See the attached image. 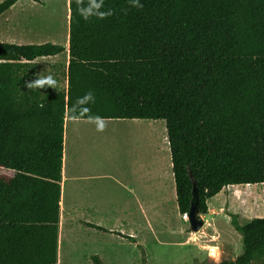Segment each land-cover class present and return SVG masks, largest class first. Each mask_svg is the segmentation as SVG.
I'll use <instances>...</instances> for the list:
<instances>
[{
    "label": "trees",
    "instance_id": "16d2710c",
    "mask_svg": "<svg viewBox=\"0 0 264 264\" xmlns=\"http://www.w3.org/2000/svg\"><path fill=\"white\" fill-rule=\"evenodd\" d=\"M139 2L68 0L65 88L32 86L63 45L0 42V264L57 262L65 117L163 120L180 214L191 177L201 214L229 185L264 203V0ZM228 216L242 252L214 264H264V216Z\"/></svg>",
    "mask_w": 264,
    "mask_h": 264
},
{
    "label": "rangeland",
    "instance_id": "374dc122",
    "mask_svg": "<svg viewBox=\"0 0 264 264\" xmlns=\"http://www.w3.org/2000/svg\"><path fill=\"white\" fill-rule=\"evenodd\" d=\"M3 0H0V2ZM68 0H19L12 7L0 15V41L16 44H40L53 42L67 48L68 39ZM7 27V28H6ZM9 31V33H5ZM66 53V51H65ZM56 55L51 60H38V67L44 74H51L53 70L59 72L64 65L66 54ZM51 65L53 67H51ZM61 77V76H59ZM64 79L59 78V88L64 87ZM127 119L118 121L103 120V130L98 131L97 127L85 131L97 142V157H101L104 166L117 167L124 170V175L129 176L137 173V169L149 166L151 184L170 177V159L168 142L163 120H140L144 127H136L132 124L127 125ZM88 130V129H87ZM84 132V131H83ZM167 149V151H166ZM169 163V172H168ZM132 169V170H131ZM133 171V172H132ZM146 175V173H145ZM172 181V178H171ZM244 192L239 187H244ZM223 193L214 196L209 205L222 203L221 214L229 213L228 208L232 209L237 215L239 224L244 225L251 219L264 216V203L261 184H243L240 186L229 185L223 189ZM228 195V196H226ZM167 200V199H166ZM155 214L152 216V233L146 239L145 251L148 253L147 264H214L201 252L200 260L197 262L192 257L194 246L183 245L185 235L178 229L184 226L185 231L189 232V225L183 222L177 211L175 197H169L164 203L154 202ZM209 221L205 234L195 233V239L202 244L217 246L224 250L231 248L232 253L226 257L230 259L235 254L242 251L241 236L229 223L222 217L206 215ZM213 220V221H212ZM215 220V221H214ZM214 223L219 229L214 232V242L212 239V229ZM77 231V230H76ZM199 235V236H198ZM110 246H106L103 254L109 255L111 260L108 264H141L136 260V254L128 247L115 241H110ZM237 246V249H236ZM218 249L210 248L213 259L218 256ZM233 250H236L233 251ZM72 260L61 258L59 264H90L80 254L78 245L70 247L67 242V254H71ZM208 253V249L207 252ZM115 256L125 257L123 262H114ZM205 258V259H204ZM137 262V263H136ZM262 264V263H252Z\"/></svg>",
    "mask_w": 264,
    "mask_h": 264
},
{
    "label": "crops",
    "instance_id": "0c3cea01",
    "mask_svg": "<svg viewBox=\"0 0 264 264\" xmlns=\"http://www.w3.org/2000/svg\"><path fill=\"white\" fill-rule=\"evenodd\" d=\"M5 33H9V31ZM64 49L63 53L66 51V59L63 67H61L58 73L53 70L51 74H44L39 67H36L38 76L46 77L51 75L56 81L55 85H57L58 88L59 78L64 79L65 85L63 88L66 87V79L63 72L65 74L68 56L65 46ZM55 56L36 58L34 62L38 64V60L49 61ZM51 67L53 66L51 65ZM103 120L112 121V119H76L67 117H65L63 121L56 264H59L61 258L73 261V253L72 255L67 254V242H69V237L70 247L78 245L81 256L90 264H96L93 257H96L100 264H108L109 260H111L110 254L104 255L103 250L106 246H110V241H115V243L130 248L136 254L137 262H139L140 258L142 264L144 258L147 264L148 253L145 251V241L152 233V216L153 213L155 214L154 207L153 205L151 206V204L154 202L164 203L169 197L173 196L176 202L171 162L170 177L153 185L151 184L149 176V166H147L146 169L142 166L141 169H137L136 174L126 177L123 169L104 166L102 164L101 157H97V142L95 138L91 137V135L85 131H89V129L98 126ZM115 120L122 121L123 119ZM127 120L128 126L132 124L136 127H144L140 120L146 119ZM223 189L216 195L222 194L224 191ZM239 189L244 192L245 186L239 187ZM214 196L206 201L207 213L201 214L203 225L200 230L197 232L189 230L187 233L184 226L178 229L181 234L185 235L184 241L182 242L183 245L189 244L196 248L192 257L195 258L198 263L203 261L200 260L202 255L201 252L207 254L205 257L210 256L209 258L211 259L209 260H213L214 263L233 261L240 254L236 253L234 257L227 260L226 257L232 253V251H229L231 248L229 249L228 247L227 250H219L217 246L202 244L199 239L196 240V237H194L196 235L195 233L205 234L204 231L209 224V221L205 219L206 215L222 217L226 220L229 218L228 213L221 214L218 212L219 210H217L222 209L221 204L224 203V201L215 206L209 205V201ZM228 210L229 213H234L230 207ZM179 216L183 222H187L185 214L179 213ZM212 225L213 231L210 241L214 242V232H218L219 229L214 223H212ZM212 247L218 249V256L215 259L212 258L213 255H210V248ZM207 249L208 253H206ZM233 251L236 252V250ZM115 257L116 259L114 262L117 263L123 262L125 259L123 256Z\"/></svg>",
    "mask_w": 264,
    "mask_h": 264
},
{
    "label": "water",
    "instance_id": "95a60500",
    "mask_svg": "<svg viewBox=\"0 0 264 264\" xmlns=\"http://www.w3.org/2000/svg\"><path fill=\"white\" fill-rule=\"evenodd\" d=\"M191 181H192L191 198L189 201V209L185 215L190 231L197 232L198 230H200V228L203 225V219L198 209V191L192 177H191Z\"/></svg>",
    "mask_w": 264,
    "mask_h": 264
},
{
    "label": "clouds",
    "instance_id": "9594fccd",
    "mask_svg": "<svg viewBox=\"0 0 264 264\" xmlns=\"http://www.w3.org/2000/svg\"><path fill=\"white\" fill-rule=\"evenodd\" d=\"M131 3H132L133 6H135L137 8H140V7L143 6L142 4H140L139 0H131ZM94 7L96 9H99L100 3H94ZM93 14L98 15L100 17H103V15H105V13H101V12H95L94 13L91 8L83 9L82 12H81L82 17L85 20H87L89 18V16H91ZM55 84H56V81L52 78L51 75H48L47 77H43V78L37 79L33 83L32 86H34V87H43V86L47 85L49 87H53V86H55ZM86 95H87V97L89 99L92 98V93L91 92L87 93ZM96 119H99V118H96ZM97 130L98 131L103 130V125L102 124H99L98 127H97Z\"/></svg>",
    "mask_w": 264,
    "mask_h": 264
},
{
    "label": "bare ground",
    "instance_id": "6f19581e",
    "mask_svg": "<svg viewBox=\"0 0 264 264\" xmlns=\"http://www.w3.org/2000/svg\"><path fill=\"white\" fill-rule=\"evenodd\" d=\"M69 18V12H68V14H67V19ZM237 186H240V185H237Z\"/></svg>",
    "mask_w": 264,
    "mask_h": 264
}]
</instances>
